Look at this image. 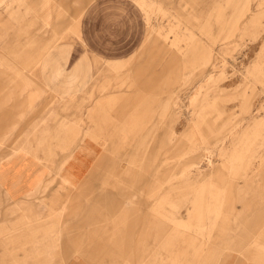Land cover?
Wrapping results in <instances>:
<instances>
[{
  "label": "rangeland",
  "instance_id": "obj_1",
  "mask_svg": "<svg viewBox=\"0 0 264 264\" xmlns=\"http://www.w3.org/2000/svg\"><path fill=\"white\" fill-rule=\"evenodd\" d=\"M12 10L0 15V161L61 167L83 144L102 159L96 182L137 200L138 264L217 262L234 230L239 259L264 264V0Z\"/></svg>",
  "mask_w": 264,
  "mask_h": 264
},
{
  "label": "crops",
  "instance_id": "obj_2",
  "mask_svg": "<svg viewBox=\"0 0 264 264\" xmlns=\"http://www.w3.org/2000/svg\"><path fill=\"white\" fill-rule=\"evenodd\" d=\"M14 1L0 0V15ZM84 148L61 167L20 153L0 161V264H138V215L126 212L137 200L119 193L125 183L96 182L102 159L93 166ZM222 237L231 253L201 264H248L235 251L239 232Z\"/></svg>",
  "mask_w": 264,
  "mask_h": 264
}]
</instances>
